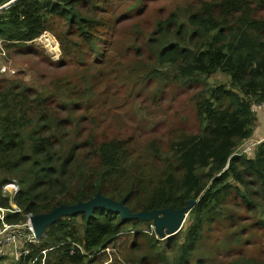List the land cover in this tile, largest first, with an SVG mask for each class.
I'll return each instance as SVG.
<instances>
[{"label":"trees","instance_id":"1","mask_svg":"<svg viewBox=\"0 0 264 264\" xmlns=\"http://www.w3.org/2000/svg\"><path fill=\"white\" fill-rule=\"evenodd\" d=\"M155 1L16 0L0 11V46L22 50L49 32L66 57L94 64V81L104 74L101 65L113 61L112 55L111 69L126 71V49L110 55L107 50L126 22ZM131 32L146 53L143 80L199 86L191 96L195 132L176 129L164 148L155 141L141 148L133 138L97 133L99 119L90 107L92 87L76 99L69 96V86L61 85L66 99L54 96L56 106L51 107L44 92L0 80L1 204L8 205L2 186L15 178L19 190L13 200L23 214H45L97 193L123 199L132 213L186 209L190 224L182 242L172 245L171 264H264V258L230 253L232 245L239 246L237 250L251 248L243 233L252 223L227 209L232 194L247 208L264 199V140L253 157L233 155L243 141L255 137L261 112L252 113L250 105L264 102V0H182L155 19L150 30L142 32L140 24L133 23ZM217 72L226 75L228 83L209 85L208 78ZM111 81L116 91L126 88L115 75ZM84 118L90 119L94 132L77 140ZM222 208L225 214L219 213ZM23 214H8L6 220L24 221ZM222 218L238 227L231 236L226 233L212 242L219 236L214 224ZM145 224L146 219L125 220L100 207L89 216H61L45 228L37 246L30 245L27 255L10 264H30L36 256L32 264H102L104 250L126 229L133 230V237L127 247L120 245L124 259L126 252L129 256L145 246V260L158 243L141 229ZM257 225L264 228V219Z\"/></svg>","mask_w":264,"mask_h":264},{"label":"rangeland","instance_id":"2","mask_svg":"<svg viewBox=\"0 0 264 264\" xmlns=\"http://www.w3.org/2000/svg\"><path fill=\"white\" fill-rule=\"evenodd\" d=\"M181 4L182 0H156L146 4L140 14L126 22V30L124 28L118 33L114 47L107 50V55H110L113 50L121 54L126 49L125 54L122 55H126V71L118 66L111 69V66L115 65V58L112 55L113 61L101 65L104 74L92 81L94 64L83 65L79 60L69 59L63 54L61 45L54 35L44 32L29 48L22 50L14 48L6 51L0 46V80L24 83L34 90L44 92L50 98L51 107L56 106L54 96L58 101L66 99L64 93L60 91L61 85L69 86L71 89L69 96L73 95L76 99L82 97L86 88L92 87L90 88L93 93L90 107L99 119L96 130L98 134L102 132L103 136L107 137L116 135L130 140L133 138L134 144L141 148L155 141L164 148L173 130L183 129L187 132H195L196 116L191 96L199 86L180 87L169 85L165 80L159 82L143 80L147 72L144 67L146 53L142 48L143 43L139 39H134L131 26L133 23H139L140 30L146 32L152 28L155 19L167 15ZM138 53L143 55L138 57ZM114 75L119 78L120 84L126 83L125 89L115 90L111 81ZM228 81L226 75L217 72L208 78L207 83L215 85L228 83ZM57 110L59 111V108ZM62 113L64 114L65 111ZM89 122H91L89 118H84L82 122L84 128L77 140H83L87 138L88 133L90 135L94 132ZM75 131L73 130V133ZM253 155L254 152L245 156L253 157ZM255 197L253 195V198ZM227 209L238 211L245 221L252 223V226L243 233V237L249 238L248 243H251V248L237 250L239 246L232 245L230 253L238 251L256 258H264V228L257 225L258 220L264 219V199H260L257 206L247 208L242 206L239 199L232 194ZM188 213L183 216L180 214L166 216L169 223L164 226L161 224V214L146 220L147 224L142 225L141 229L151 231L156 226L157 233L162 236L157 238L156 249L148 255L147 259L142 260V256L147 253L145 246L134 250L129 256L126 252V259H124L125 254L120 245L126 243L127 247L133 237V230L126 229L124 231L126 234L117 238L118 246L111 243L104 250L105 258L102 264H171L172 245L174 242H182L181 237L190 224ZM219 213L225 214L226 210L222 208ZM179 216L180 218L182 216L180 220L183 225L181 230L175 232L178 235L170 244L173 238L168 239V237L174 231L172 224L178 223ZM225 221L226 219L222 218L215 222V231L219 233V236H214L210 241L221 239L226 233V237L231 236L232 231L238 227V225L229 226ZM169 245L170 248H168ZM223 257L224 255L221 256ZM10 260L7 257L3 258L0 264H10Z\"/></svg>","mask_w":264,"mask_h":264},{"label":"built area","instance_id":"3","mask_svg":"<svg viewBox=\"0 0 264 264\" xmlns=\"http://www.w3.org/2000/svg\"><path fill=\"white\" fill-rule=\"evenodd\" d=\"M15 1L16 0H8L0 4V11L8 8ZM250 110L252 113L264 112V102L251 104ZM263 140L264 137L261 139H247L234 150L233 155L248 156L254 152L255 147ZM18 190L19 185L15 178L8 179V181H6V183L2 186V196L8 198V205L3 206L1 204L0 197V261L6 257L15 261L20 260L21 257L27 255L30 252V245L37 246L39 244V239L43 235L42 234L41 236L36 237L30 223V218L33 215L30 213L23 214L22 209L19 208L16 203H14L13 199ZM8 214H23L25 220L17 223H9L6 220V216ZM148 232L150 234H154V236L159 239L154 229ZM124 234H126V232H123L120 235ZM118 243L119 241L117 239V242H114L113 245H117ZM45 253L46 249L40 251V255H42L41 263H43ZM36 259L37 256L31 260L30 264H32Z\"/></svg>","mask_w":264,"mask_h":264},{"label":"water","instance_id":"4","mask_svg":"<svg viewBox=\"0 0 264 264\" xmlns=\"http://www.w3.org/2000/svg\"><path fill=\"white\" fill-rule=\"evenodd\" d=\"M103 208L107 210H111L114 212H117L122 219H150L153 216L162 215L161 218V224L164 226L167 225L169 221L167 220L166 216L180 214L185 215L188 211L186 209H178V210H172V209H162V210H153L149 212H139V213H132L130 209L124 204V200L120 201H114L108 197H104L101 194L97 193L93 198L89 199L85 202H78L73 205H60L58 207H55L50 212L40 215H33L30 218V223L32 226V229L36 235V237H39L43 234L45 228L55 220L59 219L61 216L70 215L76 212H85L87 216L91 215L92 210L94 208ZM182 216L178 218V223L172 224L174 231L171 233V235L168 237V239L172 238L175 235V232H178L181 230V220ZM180 220V222H179ZM158 227L155 226V233L160 236L157 233ZM162 237V236H160Z\"/></svg>","mask_w":264,"mask_h":264},{"label":"crops","instance_id":"5","mask_svg":"<svg viewBox=\"0 0 264 264\" xmlns=\"http://www.w3.org/2000/svg\"><path fill=\"white\" fill-rule=\"evenodd\" d=\"M253 131V136L256 139H261L264 137V112H261L257 117Z\"/></svg>","mask_w":264,"mask_h":264},{"label":"bare ground","instance_id":"6","mask_svg":"<svg viewBox=\"0 0 264 264\" xmlns=\"http://www.w3.org/2000/svg\"><path fill=\"white\" fill-rule=\"evenodd\" d=\"M54 47H56V46H54Z\"/></svg>","mask_w":264,"mask_h":264}]
</instances>
